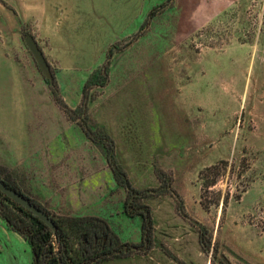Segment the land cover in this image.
<instances>
[{"label":"rangeland","instance_id":"obj_1","mask_svg":"<svg viewBox=\"0 0 264 264\" xmlns=\"http://www.w3.org/2000/svg\"><path fill=\"white\" fill-rule=\"evenodd\" d=\"M75 150L104 176L97 264H264V0H0V175L72 217L49 201ZM33 226L0 197V264H38Z\"/></svg>","mask_w":264,"mask_h":264},{"label":"trees","instance_id":"obj_2","mask_svg":"<svg viewBox=\"0 0 264 264\" xmlns=\"http://www.w3.org/2000/svg\"><path fill=\"white\" fill-rule=\"evenodd\" d=\"M110 162H111V158H110ZM112 171L115 177L117 178L119 184L125 185L126 188H128L129 192L132 193L135 192V190L130 187L126 179L125 173L123 172L122 169H120V167L113 164ZM0 179L10 187L15 188L16 190L21 192L19 188L16 187L14 184H12L7 178H4L0 175ZM216 182H217V178H213L210 181H205V183L202 185V188L203 189L208 188L212 185H215ZM0 197L11 203L17 210L28 216L34 223V226L28 230L29 233L25 232L26 233L25 235L24 232L22 231L21 232L28 237L29 242L32 245V249L34 251L38 264H97L103 259V255L111 250L110 248L108 249L102 248V250H96V246L92 248L89 247V244L92 243V240L99 239V237H101L100 234L104 233L105 235H107L108 233L106 224L102 220L92 217H80V218L65 217L62 219H56L52 217V215H50L41 205H39L38 203H36L35 201H33L31 198L28 197L33 203H35L41 209L46 211L47 214L52 217L55 224L57 225V230L53 231L49 229L42 221L37 219V217L33 216L29 211H27L20 205L11 201L7 196H5L1 192H0ZM202 204L206 206V204H204L203 201ZM65 225L71 229L70 232H72L73 234H77V232H81L80 234L82 236L84 235L91 236V239L89 240L86 239L85 242H83L81 236L80 242L82 244V247L80 248V251L76 252L75 255H73L72 246L70 242H68V234L64 228ZM147 225L148 226L150 225L148 220H147ZM97 226L99 228L103 227V232L99 233L95 229V227ZM144 226H146V224L143 223V228ZM16 229L20 231L19 228ZM90 231H92V233H90ZM54 235L55 237H57V240L60 241L61 243V250L59 256L54 253V241H53ZM91 249H94V251ZM89 251H92V253L90 254Z\"/></svg>","mask_w":264,"mask_h":264},{"label":"crops","instance_id":"obj_3","mask_svg":"<svg viewBox=\"0 0 264 264\" xmlns=\"http://www.w3.org/2000/svg\"><path fill=\"white\" fill-rule=\"evenodd\" d=\"M137 41L138 40L133 43V47H135ZM59 69L60 68H58V70ZM61 113L65 116L63 111H61ZM85 156V153L80 150L73 151L71 156L72 161H65L59 165V167H56L52 174L54 179L53 191L56 198L55 202L51 201L49 196L46 200H50V205H53L55 209L60 210L62 215L72 217H91L89 215H82L80 210L87 207L94 199H97L100 191H102L104 176L102 173L99 177L95 176L97 170L94 165L92 166V163L88 159H85ZM108 164L109 163L101 162V165L97 168L102 167V169L105 168L110 171L111 167ZM78 175L85 178L87 177L89 181H87V183L89 184L85 187H81L79 185ZM26 196L32 198L31 196ZM34 196L35 195H33V197Z\"/></svg>","mask_w":264,"mask_h":264},{"label":"water","instance_id":"obj_4","mask_svg":"<svg viewBox=\"0 0 264 264\" xmlns=\"http://www.w3.org/2000/svg\"><path fill=\"white\" fill-rule=\"evenodd\" d=\"M27 43L35 59L37 60L39 67L41 68L43 74L52 81L53 79L52 72L50 71L49 65L42 51L38 47L35 39L29 36L27 38ZM0 192L3 193L5 196H7L14 203L20 205L21 207L29 211L33 216L37 217V219L42 221L49 229L53 231L57 230V225L55 224L52 217L47 214L46 211H44L39 206H37L35 203H33L23 193L7 185L1 179H0Z\"/></svg>","mask_w":264,"mask_h":264}]
</instances>
